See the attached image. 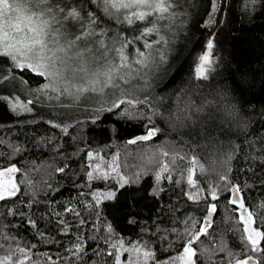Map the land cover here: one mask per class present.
Returning <instances> with one entry per match:
<instances>
[{
	"label": "trees",
	"instance_id": "16d2710c",
	"mask_svg": "<svg viewBox=\"0 0 264 264\" xmlns=\"http://www.w3.org/2000/svg\"><path fill=\"white\" fill-rule=\"evenodd\" d=\"M87 1L61 0V4L81 10L82 17L95 10L96 31L103 29L104 34L133 41L126 53L147 51L145 42H154L156 34L172 39L163 64L166 74L157 71L150 76L149 89L157 99L166 98L168 111L175 110L177 97L183 94V99L191 95L197 102L213 100L234 111L236 119L224 125L230 132H213L216 139L208 140L186 132L181 135L183 129L173 130L157 117L154 123L161 131L156 136L129 144L147 134L151 126L147 115L125 118L108 112L107 103L105 111L97 113L101 102L93 99L81 98L75 104L67 96L50 99L57 95L51 89L44 93L29 90L47 80L38 81L28 72L23 73L28 83L17 79L0 84V170L18 169L17 195L8 197L6 203L0 201V259L11 254L25 264H116L118 255L119 264H156V259L168 260L182 251L181 245L189 238L186 227L195 233L207 215V205L216 203L218 211L208 217L214 221L208 229L211 235H201L192 245L197 252L195 264H235L249 256L262 264L264 0H215V10L212 0H183L174 7L173 20L159 21L158 33L139 40L134 37L146 22L130 25L123 22L122 13L109 16L101 4L88 5ZM71 26L79 32L75 22ZM209 39L216 63L207 80H197L195 62ZM196 85H201L198 92H194ZM174 156L182 159L174 162ZM195 163L200 171L195 170ZM165 166L167 171L162 170ZM189 168L192 185L187 183ZM88 171L94 176L108 173V178L90 180ZM120 176L132 183L122 186ZM212 185L216 201L211 200ZM233 186L241 191L233 193ZM109 192L115 193L111 199L106 198ZM233 198H237L236 205L229 203ZM240 202L263 234L256 252L251 251L243 231ZM76 243L84 251L73 255ZM204 249L209 251L202 256ZM144 252L153 258H146Z\"/></svg>",
	"mask_w": 264,
	"mask_h": 264
},
{
	"label": "snow or ice",
	"instance_id": "6c2138e0",
	"mask_svg": "<svg viewBox=\"0 0 264 264\" xmlns=\"http://www.w3.org/2000/svg\"><path fill=\"white\" fill-rule=\"evenodd\" d=\"M91 3L102 5V11L109 16L115 13H122L123 22L133 24L136 21L146 22L140 35L134 37L139 40L147 37L154 32H159L157 26L159 21H171L175 18L174 6L178 7V0H91ZM215 10V5L213 4ZM117 19L120 17L117 16ZM75 20L80 24V31L69 33L62 21ZM86 21V22H85ZM151 24V27L148 25ZM97 12L95 10L88 12L83 17L81 10L70 8L68 5H62L61 0H0V84L6 81L20 80L21 83H28L23 77L24 72L30 73L38 81L47 80V83H38L35 89H29L37 93H44L47 90L57 93L56 97L50 99H60V97H71L73 104L83 98L99 100L101 107L95 111H105L103 104L107 103L108 112H113L122 117L135 119L138 115H147L149 125L147 134L129 140L127 143L136 144L142 141H148L156 136L161 129L154 123V118H159L168 123L173 130L183 129L181 135L185 132L193 137L215 140L213 132L223 135L230 132L231 128H225L226 123L236 119V113L229 108H221L213 100L203 99L200 102L193 99L191 95L187 99L182 96L177 97L176 108L174 111H168L165 107L166 98L157 99L149 89L152 83L149 77L155 76L157 71L165 72L163 64L165 54L158 49H153V42H145V49L136 50L135 55L126 53L125 49L130 48L133 41L120 40L116 38L111 44L106 45L103 39V29L97 33L98 28ZM163 37H161V41ZM155 43H160L156 41ZM118 45V46H117ZM213 48V41H207V49ZM200 63L195 68V78L197 80H207L208 71L211 68L209 54L206 52L199 58ZM208 67H205V66ZM201 85L194 86V92H198ZM107 89V91H105ZM87 93H95V96H88ZM143 93V95H140ZM202 94V93H200ZM6 99V98H5ZM32 104V101H28ZM127 106V107H125ZM15 107V106H14ZM144 112L140 113L139 109ZM31 112V108H26ZM150 113V114H149ZM167 113V114H166ZM220 119H217V114ZM59 127V125H55ZM246 127V126H245ZM68 131V127L63 129ZM260 144L264 146V138H260ZM264 151V148H262ZM88 157L92 158L93 153L88 152ZM168 155L167 152L164 153ZM182 159L174 156L173 161ZM109 167H112L109 165ZM99 165H96V171L99 173ZM163 171H167L165 166ZM7 173H15L18 169L13 166L5 170ZM58 171L63 172L60 168ZM115 172L116 168L112 167ZM191 168L188 169L187 183H194L191 175ZM3 172H0V176ZM88 179H107L108 173L93 175L92 171L87 172ZM156 179L160 176L157 174ZM168 179H173L171 176ZM221 180L226 177L221 176ZM122 184H130L132 180L120 176ZM180 183V181H175ZM17 184L12 180L4 181L0 184V201L7 202L8 197L17 195ZM233 191L239 193L241 188L233 186ZM115 193L109 192L107 199H111ZM211 200H217L215 186H211ZM189 199H193L189 196ZM100 201L97 200V204ZM230 204L236 205L237 198L229 200ZM240 209L248 212L243 202L239 203ZM218 211L216 203H209L206 208V216L203 223L193 233L191 228L186 227L185 232L188 235L186 243L181 245L183 254L177 257H170L168 260L160 261L156 259V264H169V260L175 262L182 261L183 264H195L193 257L197 252L193 249L194 242L199 241L201 235H211L208 229L214 221L208 219ZM9 213L15 216V213L9 210ZM6 213V214H9ZM245 227L246 240L251 245V251L259 250L262 232L258 229H250L252 223V214L247 218L241 216ZM33 223V221H29ZM187 223V222H186ZM197 222L193 219L191 226L195 227ZM109 231L111 228L109 226ZM18 251L27 256L25 249L19 248ZM84 250L79 243L75 244L73 255L82 253ZM209 249L201 251L200 255H205ZM99 255V253H94ZM114 253H108L112 256ZM146 258H153L150 252H144ZM50 259V258H49ZM155 259V258H154ZM251 256L247 259L237 260L235 264H249ZM120 258L116 256V264H119ZM0 264H25L23 259H13L11 254L0 259ZM231 264V262H230ZM264 264V262H262Z\"/></svg>",
	"mask_w": 264,
	"mask_h": 264
},
{
	"label": "rangeland",
	"instance_id": "374dc122",
	"mask_svg": "<svg viewBox=\"0 0 264 264\" xmlns=\"http://www.w3.org/2000/svg\"><path fill=\"white\" fill-rule=\"evenodd\" d=\"M87 3H88V5L92 4L91 3V0H88ZM178 4L179 5H182L183 4V0H178ZM212 4L215 5V0H212ZM101 7H102V5H101ZM65 22H68L69 25L66 26L65 25ZM73 22H75L76 25L79 26V31H80V24L77 21H74V20H71V19L70 20L62 21V23L64 24V27H66V30L69 33H73V26H71ZM209 22H210L209 20L206 21V23H208V24H209ZM99 32L100 31H97V33H99ZM156 35L157 36L154 37L153 48H157L158 50H160V52H163L165 54V58H166V54H167V52L169 51V49H170V47L172 45L171 42H173V41H172L171 38L165 36L164 34H156ZM161 37H163V40L162 41H161ZM116 38H117V35L109 36L108 34H104L103 36L100 37V39H103L105 41V44L106 45L111 44L112 41L114 39H116ZM156 41H160V43H155ZM206 52L209 54L210 61H211V68H212L215 65V63H216V59L214 58V56L211 55V50H208L207 47H206V50H205L204 54ZM204 54H202V55H204ZM202 55H200V56H202ZM200 56H198V58L196 59L195 68L200 63V60H199ZM205 67H208V66L206 65ZM150 78L151 77H149V79ZM105 91H107V89ZM86 95H88V96L91 97V96H95L96 94L95 93H87ZM194 168H195L196 171H200L201 170L200 165L197 164V163H195ZM6 169L0 170V172H3V175L0 176V184H2L4 181H7V180H12L13 182H15V173H7L5 171ZM242 212H243L242 210L239 212V215H240L239 218H240L241 222L243 223V229H244L245 224H244L243 220L241 219V216L243 215L244 218L246 219L247 216H248V214H249V212H243V213ZM249 227H250V229H257V228L254 227V221H253V219H252V223H251V225H249ZM245 236H246V234H245ZM262 238H263V234H262L261 240H262ZM260 243H261V241H260ZM182 254H183V249H182V251L180 253H178L174 257L180 256ZM169 264H183V262L182 261H179V260H176L175 262L169 260Z\"/></svg>",
	"mask_w": 264,
	"mask_h": 264
},
{
	"label": "water",
	"instance_id": "95a60500",
	"mask_svg": "<svg viewBox=\"0 0 264 264\" xmlns=\"http://www.w3.org/2000/svg\"><path fill=\"white\" fill-rule=\"evenodd\" d=\"M232 192L235 193L234 191H232ZM242 211H243V210H242ZM243 212H244V211H243ZM243 212H242V213H243ZM251 263L255 264V261L251 259V261L249 262V264H251Z\"/></svg>",
	"mask_w": 264,
	"mask_h": 264
}]
</instances>
